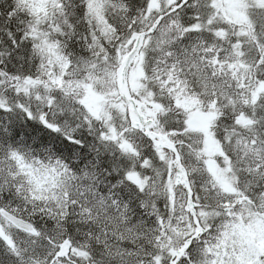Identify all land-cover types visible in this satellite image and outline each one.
I'll list each match as a JSON object with an SVG mask.
<instances>
[{"label":"snow or ice","instance_id":"snow-or-ice-1","mask_svg":"<svg viewBox=\"0 0 264 264\" xmlns=\"http://www.w3.org/2000/svg\"><path fill=\"white\" fill-rule=\"evenodd\" d=\"M0 264H264V0H0Z\"/></svg>","mask_w":264,"mask_h":264}]
</instances>
